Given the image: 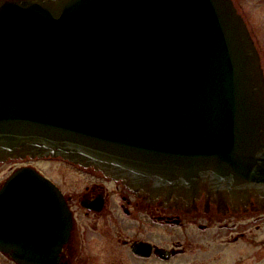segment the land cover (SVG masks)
Here are the masks:
<instances>
[{
	"label": "water",
	"instance_id": "obj_1",
	"mask_svg": "<svg viewBox=\"0 0 264 264\" xmlns=\"http://www.w3.org/2000/svg\"><path fill=\"white\" fill-rule=\"evenodd\" d=\"M27 157L180 209L264 206V69L233 0H0V162ZM71 226L31 167L0 191L19 264H58Z\"/></svg>",
	"mask_w": 264,
	"mask_h": 264
},
{
	"label": "flooded vegetation",
	"instance_id": "obj_2",
	"mask_svg": "<svg viewBox=\"0 0 264 264\" xmlns=\"http://www.w3.org/2000/svg\"><path fill=\"white\" fill-rule=\"evenodd\" d=\"M233 2L249 28L263 66L254 16L264 7V0ZM9 160L18 165L0 174V191L20 168L31 167L52 181L66 201L72 226L58 264H87L83 248L91 251L97 233L105 244H118L135 260L145 262L168 263L180 256L181 264H264V206L255 199L234 209L221 207L204 194L194 208L180 209L148 200L121 181L62 157ZM39 161L47 167L53 165L55 172L48 174L46 167H37L35 162ZM139 242L151 244L152 252H134L133 246ZM163 250H168V258L161 256ZM0 264L19 263L0 251Z\"/></svg>",
	"mask_w": 264,
	"mask_h": 264
},
{
	"label": "rangeland",
	"instance_id": "obj_3",
	"mask_svg": "<svg viewBox=\"0 0 264 264\" xmlns=\"http://www.w3.org/2000/svg\"><path fill=\"white\" fill-rule=\"evenodd\" d=\"M256 16H254V22L256 25L257 33L261 40V52L263 55V66H264V7L256 10ZM260 24L261 26H258ZM258 27V28H257ZM18 165L17 161L9 160V162L6 165L0 164V174L5 171L8 167H15ZM35 165L39 167L40 169L42 167H46L49 169L48 174L54 173L55 170L53 169V165L45 164L43 162H35ZM176 231V230H175ZM177 232V231H176ZM97 236L96 241L93 244V248L88 251L86 248H83L82 256L86 258L87 264H181L180 256H177L176 258L172 259L168 263L160 262L157 260H151L148 262L141 261V260H135L134 257H132L131 253L123 249L118 244H105L104 240H101L99 237V234H95ZM176 238H178L176 236ZM111 249V251L108 250ZM81 253V251H80Z\"/></svg>",
	"mask_w": 264,
	"mask_h": 264
}]
</instances>
